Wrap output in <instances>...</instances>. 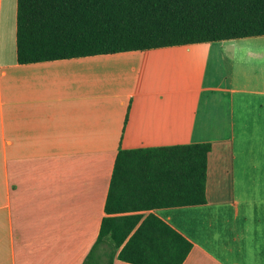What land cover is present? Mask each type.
Wrapping results in <instances>:
<instances>
[{"label": "crops", "instance_id": "crops-1", "mask_svg": "<svg viewBox=\"0 0 264 264\" xmlns=\"http://www.w3.org/2000/svg\"><path fill=\"white\" fill-rule=\"evenodd\" d=\"M17 6L0 0V264H84L119 150L202 142L206 202L142 219L191 241L183 264H264V35L20 63Z\"/></svg>", "mask_w": 264, "mask_h": 264}, {"label": "trees", "instance_id": "trees-1", "mask_svg": "<svg viewBox=\"0 0 264 264\" xmlns=\"http://www.w3.org/2000/svg\"><path fill=\"white\" fill-rule=\"evenodd\" d=\"M264 35V0H18L20 63ZM208 142L120 149L84 264H183L191 241L154 213L206 202ZM136 212L132 214H123ZM122 213V214H119ZM106 244L102 253L98 248Z\"/></svg>", "mask_w": 264, "mask_h": 264}]
</instances>
